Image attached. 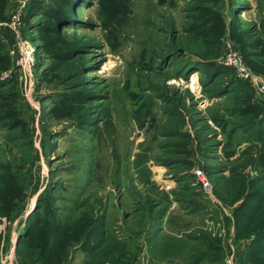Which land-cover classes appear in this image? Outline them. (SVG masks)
Segmentation results:
<instances>
[{
	"label": "rangeland",
	"instance_id": "374dc122",
	"mask_svg": "<svg viewBox=\"0 0 264 264\" xmlns=\"http://www.w3.org/2000/svg\"><path fill=\"white\" fill-rule=\"evenodd\" d=\"M21 1L0 0V264H264V0H26L13 32Z\"/></svg>",
	"mask_w": 264,
	"mask_h": 264
},
{
	"label": "built area",
	"instance_id": "2783aa9c",
	"mask_svg": "<svg viewBox=\"0 0 264 264\" xmlns=\"http://www.w3.org/2000/svg\"><path fill=\"white\" fill-rule=\"evenodd\" d=\"M26 0H22L18 9L13 13L10 22L6 25L8 29L13 32L20 30L22 27L25 14H26ZM34 51L35 48L29 45L28 43L20 44V51L17 54V66L19 67L20 72L26 78H31L33 75V66H34ZM230 64H237L236 59L230 58ZM238 68L245 79L250 78L251 81H254L257 85L259 84V79L257 76L252 75L251 72L245 68L242 64L238 65ZM260 90L264 91V85H261ZM201 173V172H200ZM236 264V263H228Z\"/></svg>",
	"mask_w": 264,
	"mask_h": 264
},
{
	"label": "trees",
	"instance_id": "16d2710c",
	"mask_svg": "<svg viewBox=\"0 0 264 264\" xmlns=\"http://www.w3.org/2000/svg\"><path fill=\"white\" fill-rule=\"evenodd\" d=\"M70 1L76 4V3H80V1L82 0H70ZM62 11L63 10L58 8L57 6V7H52L51 9L46 10L44 14L47 17H49V19L53 20L55 24L57 23L61 24L68 20V17Z\"/></svg>",
	"mask_w": 264,
	"mask_h": 264
},
{
	"label": "bare ground",
	"instance_id": "6f19581e",
	"mask_svg": "<svg viewBox=\"0 0 264 264\" xmlns=\"http://www.w3.org/2000/svg\"><path fill=\"white\" fill-rule=\"evenodd\" d=\"M197 77H198V74H194V76L192 77V80L197 81Z\"/></svg>",
	"mask_w": 264,
	"mask_h": 264
}]
</instances>
